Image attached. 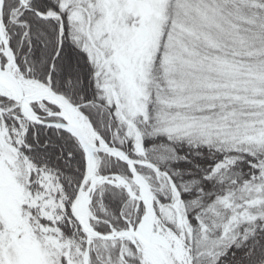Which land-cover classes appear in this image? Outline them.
<instances>
[{
  "label": "snow or ice",
  "instance_id": "6c2138e0",
  "mask_svg": "<svg viewBox=\"0 0 264 264\" xmlns=\"http://www.w3.org/2000/svg\"><path fill=\"white\" fill-rule=\"evenodd\" d=\"M0 264H264V0H0Z\"/></svg>",
  "mask_w": 264,
  "mask_h": 264
}]
</instances>
